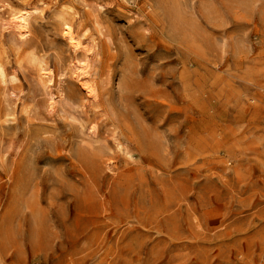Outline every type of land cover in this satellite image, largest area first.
Returning <instances> with one entry per match:
<instances>
[{
  "label": "rangeland",
  "instance_id": "obj_1",
  "mask_svg": "<svg viewBox=\"0 0 264 264\" xmlns=\"http://www.w3.org/2000/svg\"><path fill=\"white\" fill-rule=\"evenodd\" d=\"M0 264H264V0H0Z\"/></svg>",
  "mask_w": 264,
  "mask_h": 264
},
{
  "label": "bare ground",
  "instance_id": "obj_2",
  "mask_svg": "<svg viewBox=\"0 0 264 264\" xmlns=\"http://www.w3.org/2000/svg\"><path fill=\"white\" fill-rule=\"evenodd\" d=\"M18 18H17V20H18V24H19V26L21 27V28H27V26H28V24H29V21H28V16H26V15H20V16H17ZM71 39L73 40L74 38L73 37H71ZM75 44V46L78 48V50H79V47H80V49H81V45H82V42L81 41H79L78 43H74ZM76 48V49H77ZM80 51V50H79Z\"/></svg>",
  "mask_w": 264,
  "mask_h": 264
}]
</instances>
